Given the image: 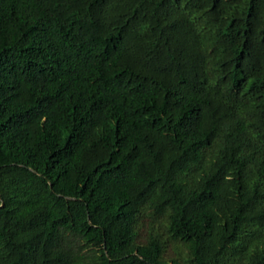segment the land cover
I'll list each match as a JSON object with an SVG mask.
<instances>
[{
	"label": "trees",
	"instance_id": "obj_1",
	"mask_svg": "<svg viewBox=\"0 0 264 264\" xmlns=\"http://www.w3.org/2000/svg\"><path fill=\"white\" fill-rule=\"evenodd\" d=\"M0 264H264V0H0Z\"/></svg>",
	"mask_w": 264,
	"mask_h": 264
}]
</instances>
